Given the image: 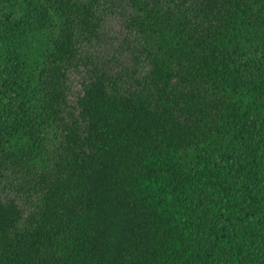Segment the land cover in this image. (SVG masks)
I'll return each instance as SVG.
<instances>
[{"label":"trees","instance_id":"1","mask_svg":"<svg viewBox=\"0 0 264 264\" xmlns=\"http://www.w3.org/2000/svg\"><path fill=\"white\" fill-rule=\"evenodd\" d=\"M0 264H264V0H0Z\"/></svg>","mask_w":264,"mask_h":264},{"label":"rangeland","instance_id":"2","mask_svg":"<svg viewBox=\"0 0 264 264\" xmlns=\"http://www.w3.org/2000/svg\"><path fill=\"white\" fill-rule=\"evenodd\" d=\"M106 34L110 38L106 46H104L103 51L109 56H119L118 51H126L127 48L124 44L125 40H131L133 42V37L129 34L127 29L124 26V21L121 16L112 17L107 23ZM124 44V45H123ZM123 61H126V58H123Z\"/></svg>","mask_w":264,"mask_h":264}]
</instances>
